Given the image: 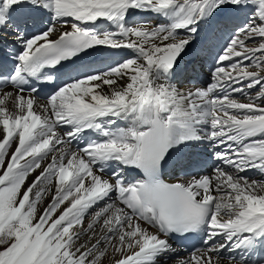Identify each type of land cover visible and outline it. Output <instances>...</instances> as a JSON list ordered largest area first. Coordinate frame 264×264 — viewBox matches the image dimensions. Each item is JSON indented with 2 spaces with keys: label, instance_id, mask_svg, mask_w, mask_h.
<instances>
[{
  "label": "snow or ice",
  "instance_id": "snow-or-ice-1",
  "mask_svg": "<svg viewBox=\"0 0 264 264\" xmlns=\"http://www.w3.org/2000/svg\"><path fill=\"white\" fill-rule=\"evenodd\" d=\"M0 264H264V0H0Z\"/></svg>",
  "mask_w": 264,
  "mask_h": 264
},
{
  "label": "bare ground",
  "instance_id": "bare-ground-1",
  "mask_svg": "<svg viewBox=\"0 0 264 264\" xmlns=\"http://www.w3.org/2000/svg\"><path fill=\"white\" fill-rule=\"evenodd\" d=\"M138 19H139V17H138ZM201 35L204 36L205 33L202 32ZM210 43H211V51L205 50V51H203L201 53V56H202V68L198 64V69H200V74L198 76V79L196 81H194L198 87L201 86V84H207L208 83V80L203 81L202 79H200V78H202L201 74L202 73H210L211 68H212V64H213V56L215 55L216 51L218 50L216 45L222 44L223 41L219 40V39H214ZM97 66H102V64L99 61H97Z\"/></svg>",
  "mask_w": 264,
  "mask_h": 264
},
{
  "label": "rangeland",
  "instance_id": "rangeland-1",
  "mask_svg": "<svg viewBox=\"0 0 264 264\" xmlns=\"http://www.w3.org/2000/svg\"><path fill=\"white\" fill-rule=\"evenodd\" d=\"M201 77L202 78H200V79H202L203 81H205V80L209 81L210 80L209 73H202Z\"/></svg>",
  "mask_w": 264,
  "mask_h": 264
}]
</instances>
